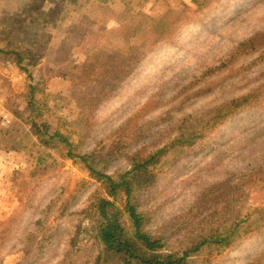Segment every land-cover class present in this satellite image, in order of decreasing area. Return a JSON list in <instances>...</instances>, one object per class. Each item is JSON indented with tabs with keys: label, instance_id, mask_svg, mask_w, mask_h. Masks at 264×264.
I'll return each instance as SVG.
<instances>
[{
	"label": "rangeland",
	"instance_id": "rangeland-1",
	"mask_svg": "<svg viewBox=\"0 0 264 264\" xmlns=\"http://www.w3.org/2000/svg\"><path fill=\"white\" fill-rule=\"evenodd\" d=\"M87 27L110 32L103 47L113 56L106 64L117 61L125 71L113 91L91 105L80 97L72 73L87 57L82 42L66 59V78L47 61L62 59L57 50L40 59L30 56L28 74L0 59L10 110L13 95L23 96L28 85L39 83L36 98L44 104V117L76 140L83 138L81 151L106 159L112 173L128 166L132 149L154 150L181 124L197 125L190 119L205 120L218 107L230 109L231 100L257 90L256 103L248 100L224 121L205 126L203 137L167 161L132 202L148 211V227L164 231L174 249L212 227L220 209L228 216L234 213L231 207L246 212L264 204V183L255 171L264 166V0H116L95 7ZM87 85L89 95L93 85L90 80ZM14 104L24 115V97ZM10 122L3 128L16 129L38 149L26 118ZM117 145L126 149L111 154ZM24 152L21 145L9 155L11 164L0 162V264H93L97 249L85 250L87 239L79 230L93 213L95 196L103 194L101 184L61 158L31 180L35 159ZM253 175L252 184L246 183ZM230 189L239 195L236 202L228 198ZM123 201L121 196L117 204ZM187 264H264V227L223 253Z\"/></svg>",
	"mask_w": 264,
	"mask_h": 264
},
{
	"label": "trees",
	"instance_id": "trees-1",
	"mask_svg": "<svg viewBox=\"0 0 264 264\" xmlns=\"http://www.w3.org/2000/svg\"><path fill=\"white\" fill-rule=\"evenodd\" d=\"M112 1L116 0H0V59L16 64L19 70L28 74L30 56L40 59L45 52L57 50L62 59L54 62L49 58L47 61L57 67L66 78L69 76V72H65L68 71L65 65L67 57L77 45L85 42L88 46L87 57L80 66L73 68L72 75L78 77L77 90L80 97L88 99L87 105L93 104L105 92L113 91V84L125 73L117 61L112 65L106 64L113 56V53H108L103 47L110 32L95 33L87 27L89 13L95 7ZM122 2L128 4L129 0ZM57 33L59 35L55 36ZM55 40L59 41L56 47L53 44ZM236 54L238 50L231 55ZM89 80L93 91L86 95L90 92L87 85ZM2 84L5 85L3 82ZM38 84L28 85L23 96L20 93L13 95L11 103L14 118H26L39 140V147L35 150L37 143H28L16 129L0 125V160L6 165L11 164L9 155L22 145L24 153L35 159L34 169L27 177L31 180L36 175L41 176L43 171L51 168L61 158L72 160L101 184L103 194L95 196L92 202L93 213L89 216L87 225L79 230L87 239L85 245L88 246L85 250L93 246L97 249L93 264H187L201 256L223 253L242 236L264 227V204L246 212L234 206L230 208L231 212L234 211L233 215L228 216L223 208L218 211L212 227L198 233L192 243L182 249H174L169 246L168 235L164 231L148 227V211L139 210L132 202L137 194L153 184L163 172L167 161H171L176 153L191 147L203 137L208 129L205 126L224 121L233 110L245 107L248 100L256 103L254 94L257 90L231 100L230 109L218 107L205 120L190 119L193 123L198 122L197 125L181 124L168 143L154 150L132 149L127 154L128 166L121 172L109 173L106 159L90 151H81L83 138L76 140L73 134L62 131L44 117V104L36 98L40 87ZM20 97H24L26 101L24 115L14 104V99ZM60 118L65 116L62 114ZM117 146L115 151L111 150V154L126 149L124 146ZM263 169L264 166L258 165L255 171L260 176L259 181L264 183V177L261 176ZM255 175L246 183H251ZM13 179H16L15 175L10 182ZM250 189H247L246 194L250 193ZM228 192V198L236 202L239 197L236 189ZM121 196L124 201L122 205H118L117 200Z\"/></svg>",
	"mask_w": 264,
	"mask_h": 264
},
{
	"label": "built area",
	"instance_id": "built-area-1",
	"mask_svg": "<svg viewBox=\"0 0 264 264\" xmlns=\"http://www.w3.org/2000/svg\"><path fill=\"white\" fill-rule=\"evenodd\" d=\"M10 96L9 89L4 87L0 81V124L11 121L12 111L10 110Z\"/></svg>",
	"mask_w": 264,
	"mask_h": 264
},
{
	"label": "crops",
	"instance_id": "crops-1",
	"mask_svg": "<svg viewBox=\"0 0 264 264\" xmlns=\"http://www.w3.org/2000/svg\"><path fill=\"white\" fill-rule=\"evenodd\" d=\"M13 115H14V114L12 113V116H13ZM11 118H12V117H11ZM13 118H14V116H13ZM10 123H11V122H9V123L6 122V123H4L3 125H1V124H0V125H1L2 127H4V126H6L7 124L9 125ZM0 162H1V160H0ZM0 167H3V165L0 164ZM5 170H6V169H4V172H5Z\"/></svg>",
	"mask_w": 264,
	"mask_h": 264
}]
</instances>
